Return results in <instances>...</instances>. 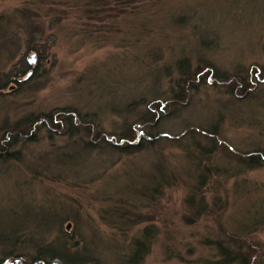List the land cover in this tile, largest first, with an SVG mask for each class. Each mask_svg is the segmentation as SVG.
I'll use <instances>...</instances> for the list:
<instances>
[{"label":"rangeland","instance_id":"374dc122","mask_svg":"<svg viewBox=\"0 0 264 264\" xmlns=\"http://www.w3.org/2000/svg\"><path fill=\"white\" fill-rule=\"evenodd\" d=\"M33 28L44 54L28 48ZM184 62L219 78L196 81L151 124L147 104L183 89ZM259 70L264 0H0V143L21 118L57 106L96 125L74 136L42 126L0 149V258L19 236L12 253L25 264L36 242L75 243L91 264H121L146 227L141 264H217L219 241L242 246L244 264H264ZM139 122L156 137L138 150L96 137Z\"/></svg>","mask_w":264,"mask_h":264},{"label":"trees","instance_id":"16d2710c","mask_svg":"<svg viewBox=\"0 0 264 264\" xmlns=\"http://www.w3.org/2000/svg\"><path fill=\"white\" fill-rule=\"evenodd\" d=\"M40 29L41 28H39L38 30L36 28L31 29L30 35L27 39V41L29 42L28 48L36 50L38 53L44 54V47L42 48V52L37 48V45L40 41L39 39L42 38V30ZM53 37L54 35L51 33L44 37L43 40L48 42L49 44L52 42ZM31 42L34 44L30 45ZM26 66H28V63H26ZM179 67H181L185 75L187 72V74L192 73L194 75L191 74L190 78L188 76H184V80L185 78L187 79L185 81V86L182 89L180 83H178L182 90L180 91L178 87V90H174L173 95L170 96V98H153L149 101V103L147 104V108L149 115L151 114V124H154V120L159 118V116L163 112H165L167 108L171 107L172 104H181V102L183 101L181 100L183 99L181 95H186L191 90L190 88L193 85H197L195 84L196 81L197 83L201 80L204 82H213V80L215 81L216 78H219L217 76V73H215L214 67L209 64L200 65L199 63L195 66L193 71L188 70L189 67L187 65V62L182 63V65H179ZM259 71L263 76L261 78V81H264V70ZM12 75L8 74V76L17 81L16 76H18L19 74ZM221 78L232 82V80L236 79L237 77L223 76ZM244 86L245 87L242 89L245 90L246 88H248L247 84H245ZM3 87L4 86L0 84V89H2ZM150 118L145 117L144 123L146 121L148 122ZM144 123L139 122L130 124L128 129H122L120 132H118V134L104 133L97 129L96 137L98 136V139L104 138L107 141V144L114 146L120 151H135L142 148L143 145H148L149 143L153 142L154 138L156 137V135H149L144 132V129L142 128ZM42 126L46 127L49 132L54 130L59 131L60 133L62 131L64 132V128H66L68 134L74 136L73 134H75V129L77 127L85 126L86 132L89 133L94 130L96 125H94L90 115H88L87 113L81 114V112H79V110L75 107L69 105L57 106L55 108H52L51 111L42 112V114H31L23 117L13 125L8 127V130H5L4 137L1 139L0 149H8L14 143L18 142V140H20L19 137L21 136L25 138H31L32 133L37 131ZM94 142H96V139L94 140ZM258 160L259 157L255 156L250 157L248 161L251 165H257V163H261ZM201 199V197L198 198V201L201 202ZM193 200L194 196L187 195L186 201L192 203ZM149 231L150 230L148 228L144 227L142 233L139 236H134V239L132 241L133 249L130 252L131 254L127 255L126 261L121 264H141L145 255L148 253V248L152 242L150 233L151 231ZM5 238L7 239L6 236ZM17 243H21V239H19V236H16L12 243H10V251L6 252V255L4 257L5 259L2 260L0 258V264H17L16 259H20L21 264L26 263V258L24 255H18V253L14 255L12 253ZM71 245H76L77 247L73 246L72 248H68V246L64 242L59 243L58 246L51 245L49 243L41 244V242H36V244L34 243L33 245L34 255L30 256L31 258H28L30 260V263L28 264H91L93 262L90 261V257L86 254V252H84L85 249H83V246L80 247L75 243H71ZM217 248L221 250L219 251L220 258L216 260L217 264H229L234 260H239L241 264H244L243 262L246 261L244 255L241 254L242 246H238L236 248H228L226 247V245L224 246V243L222 241H219L217 242Z\"/></svg>","mask_w":264,"mask_h":264},{"label":"flooded vegetation","instance_id":"af4514ba","mask_svg":"<svg viewBox=\"0 0 264 264\" xmlns=\"http://www.w3.org/2000/svg\"><path fill=\"white\" fill-rule=\"evenodd\" d=\"M19 79H25V78H17L16 80L18 81Z\"/></svg>","mask_w":264,"mask_h":264},{"label":"water","instance_id":"95a60500","mask_svg":"<svg viewBox=\"0 0 264 264\" xmlns=\"http://www.w3.org/2000/svg\"><path fill=\"white\" fill-rule=\"evenodd\" d=\"M28 75H29V73H28Z\"/></svg>","mask_w":264,"mask_h":264}]
</instances>
